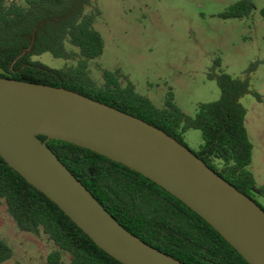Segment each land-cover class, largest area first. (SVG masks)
Returning a JSON list of instances; mask_svg holds the SVG:
<instances>
[{
    "label": "trees",
    "instance_id": "trees-1",
    "mask_svg": "<svg viewBox=\"0 0 264 264\" xmlns=\"http://www.w3.org/2000/svg\"><path fill=\"white\" fill-rule=\"evenodd\" d=\"M96 1L25 0L21 4L0 0V77L78 93L145 121L185 147V133L200 131L203 143L193 153L258 204L257 198H264V185L257 188L248 169L253 145L240 99L252 95L261 102V96L251 89L248 77H231L219 70L217 59L207 77L216 82L220 98L198 105L193 117L176 106L171 92L162 108H157L136 92L120 70H102V83L97 84L89 74L90 61L100 58L104 50L103 38L94 28L101 16ZM253 10L251 0H241L220 18L241 20ZM261 16L264 18V9ZM45 53L75 65L51 69L34 60ZM256 67L252 64L247 74ZM47 145L123 228L149 246L184 264H249L199 215L139 173L69 143L49 140ZM0 200L20 232L43 235L56 247L47 264H63L62 252L69 254L70 264H121L99 249L1 156ZM13 255L0 238V264Z\"/></svg>",
    "mask_w": 264,
    "mask_h": 264
},
{
    "label": "water",
    "instance_id": "water-1",
    "mask_svg": "<svg viewBox=\"0 0 264 264\" xmlns=\"http://www.w3.org/2000/svg\"><path fill=\"white\" fill-rule=\"evenodd\" d=\"M49 140L139 173L199 215L247 263L264 264V210L189 148L141 119L78 93L0 77L5 163L119 263L184 264L123 228L57 159Z\"/></svg>",
    "mask_w": 264,
    "mask_h": 264
},
{
    "label": "rangeland",
    "instance_id": "rangeland-1",
    "mask_svg": "<svg viewBox=\"0 0 264 264\" xmlns=\"http://www.w3.org/2000/svg\"><path fill=\"white\" fill-rule=\"evenodd\" d=\"M24 4L25 0H17ZM241 0H97L101 16L94 28L104 42L103 54L89 63V74L102 83V70H120L138 94L162 108L169 92L174 103L193 117L198 105L214 103L220 91L208 74L219 59L220 69L233 78L248 77L261 96L240 99L246 110L245 128L253 145L249 171L256 187L264 185V0H251L255 10L244 19L223 20L220 15ZM75 50V49H74ZM51 69L75 65L45 53L34 58ZM256 70L247 74L249 67ZM218 72V71H217ZM186 146L197 152L201 132L189 130ZM264 209V198H257ZM0 238L14 255L3 264H47L56 247L43 235L20 232L0 200ZM62 252L63 264H70Z\"/></svg>",
    "mask_w": 264,
    "mask_h": 264
}]
</instances>
